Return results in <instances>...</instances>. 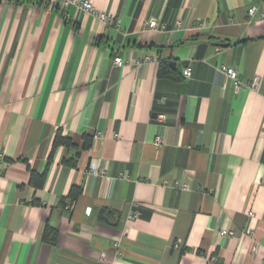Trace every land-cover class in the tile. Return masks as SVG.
Instances as JSON below:
<instances>
[{
	"label": "crops",
	"instance_id": "0c3cea01",
	"mask_svg": "<svg viewBox=\"0 0 264 264\" xmlns=\"http://www.w3.org/2000/svg\"><path fill=\"white\" fill-rule=\"evenodd\" d=\"M92 2L0 0V264H264V0Z\"/></svg>",
	"mask_w": 264,
	"mask_h": 264
},
{
	"label": "built area",
	"instance_id": "2783aa9c",
	"mask_svg": "<svg viewBox=\"0 0 264 264\" xmlns=\"http://www.w3.org/2000/svg\"><path fill=\"white\" fill-rule=\"evenodd\" d=\"M48 1L51 5H54V6H59V7H66L68 5H74L76 6L77 8H79L80 10L86 12V13H89L95 17H97L100 21L102 22H112V18L107 15L106 13H104L103 11H98L95 6L93 5V2L92 0H46ZM255 10L256 8L251 6L249 7L248 9V14L250 17H252L254 14H255ZM262 16L264 17V14H262ZM148 27L149 28H152L156 31H163L164 30V25L163 24H159L155 19L153 20H150L148 22ZM176 26H179L180 25V21H176L175 23ZM114 63L115 65H122L123 63V60L120 56H115L114 57ZM221 70L223 71V73L229 78L232 80L233 82V85H234V88L235 90H238L242 84L240 79L238 78V73L237 71L228 66V65H222L221 66ZM191 75V68L189 65L185 66L183 69H182V76L185 77V78H188L190 77ZM250 88H254L257 86V79L256 77H253L249 83L247 84ZM101 136V132L97 131L93 134V138L94 139H97ZM155 143L156 144H159L161 143V140L159 137H156L155 138ZM3 153L0 151V160L3 159ZM90 171H93V172H102L103 170L102 169H98L97 168V165L95 163H92V165H90ZM173 185L175 187H179L181 189H187L188 188V184L186 182H178V181H175L173 183ZM137 216V212L135 210L131 211V217H135ZM233 233V231L231 229H228V228H222L220 231H219V234L221 236H229ZM114 247H116L118 245L117 242H113L112 244ZM175 246H178V245H175ZM256 247L253 246L251 248V250H255ZM100 260L101 261H104L105 258H106V252L105 251H102L100 253Z\"/></svg>",
	"mask_w": 264,
	"mask_h": 264
},
{
	"label": "trees",
	"instance_id": "16d2710c",
	"mask_svg": "<svg viewBox=\"0 0 264 264\" xmlns=\"http://www.w3.org/2000/svg\"><path fill=\"white\" fill-rule=\"evenodd\" d=\"M158 74H159V76H168V77L175 78V76L173 74L166 72L165 68H162V67L159 68ZM92 139H93V134L85 133L83 135V142H82L81 146H77L75 143L72 142L70 137L63 135L62 131L60 129H57V131L53 137L52 149L54 150L59 145H63L65 147H71V148L76 149L77 150L76 153H74L73 157L71 156L72 159L69 158L71 160L66 161V162H69V164L74 165V159L76 158V156L78 154V150L88 149L92 144ZM32 175H34L33 172H32ZM44 176H45V174H41L38 176L36 175V177H39V179H38L40 181L39 184L43 183ZM35 181H37V180H35ZM80 192H81L80 187L72 186L70 189L69 196L71 199L74 200L80 194ZM54 234H55V232L51 228H46L44 231V237L45 238H48L50 236L53 237Z\"/></svg>",
	"mask_w": 264,
	"mask_h": 264
}]
</instances>
